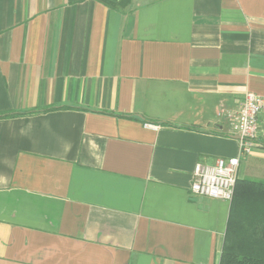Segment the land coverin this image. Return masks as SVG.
Here are the masks:
<instances>
[{
    "label": "crops",
    "instance_id": "0c3cea01",
    "mask_svg": "<svg viewBox=\"0 0 264 264\" xmlns=\"http://www.w3.org/2000/svg\"><path fill=\"white\" fill-rule=\"evenodd\" d=\"M246 93L264 0H0V264H219L230 203L190 185Z\"/></svg>",
    "mask_w": 264,
    "mask_h": 264
},
{
    "label": "trees",
    "instance_id": "16d2710c",
    "mask_svg": "<svg viewBox=\"0 0 264 264\" xmlns=\"http://www.w3.org/2000/svg\"><path fill=\"white\" fill-rule=\"evenodd\" d=\"M17 115L6 113L0 118ZM219 264H264V182L237 179Z\"/></svg>",
    "mask_w": 264,
    "mask_h": 264
},
{
    "label": "built area",
    "instance_id": "2783aa9c",
    "mask_svg": "<svg viewBox=\"0 0 264 264\" xmlns=\"http://www.w3.org/2000/svg\"><path fill=\"white\" fill-rule=\"evenodd\" d=\"M262 111L264 98L246 93L238 110L228 115L230 131L238 137L239 155L229 159H217L212 166L196 164L190 185L192 195L227 203L232 201L240 161L257 148V121ZM145 126L153 128L152 125Z\"/></svg>",
    "mask_w": 264,
    "mask_h": 264
},
{
    "label": "water",
    "instance_id": "95a60500",
    "mask_svg": "<svg viewBox=\"0 0 264 264\" xmlns=\"http://www.w3.org/2000/svg\"><path fill=\"white\" fill-rule=\"evenodd\" d=\"M236 139H238V137H235Z\"/></svg>",
    "mask_w": 264,
    "mask_h": 264
}]
</instances>
